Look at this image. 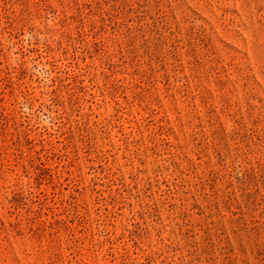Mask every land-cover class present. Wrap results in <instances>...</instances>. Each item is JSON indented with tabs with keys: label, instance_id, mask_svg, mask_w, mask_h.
Returning <instances> with one entry per match:
<instances>
[{
	"label": "rangeland",
	"instance_id": "rangeland-1",
	"mask_svg": "<svg viewBox=\"0 0 264 264\" xmlns=\"http://www.w3.org/2000/svg\"><path fill=\"white\" fill-rule=\"evenodd\" d=\"M0 264H264V0H0Z\"/></svg>",
	"mask_w": 264,
	"mask_h": 264
}]
</instances>
